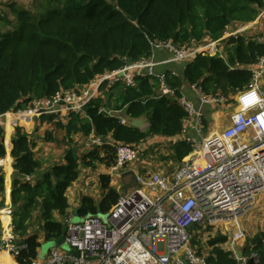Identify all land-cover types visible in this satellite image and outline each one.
I'll return each mask as SVG.
<instances>
[{
    "label": "trees",
    "instance_id": "1",
    "mask_svg": "<svg viewBox=\"0 0 264 264\" xmlns=\"http://www.w3.org/2000/svg\"><path fill=\"white\" fill-rule=\"evenodd\" d=\"M0 2L11 10L0 12V115L10 110L26 109L34 98H45L61 90L85 86L106 72L139 62L151 56V41L172 40L179 46L195 45L209 37L219 39L235 20L248 24L264 8V0H24ZM29 5V6H27ZM259 35L239 34L222 40L221 55H198L183 67L166 69L167 84L177 96L187 83L202 85L207 95L221 94L230 100L243 90L252 78V66L264 57V41ZM174 73H173V71ZM106 98H95L84 113L71 112L68 120H55L56 115L43 116L54 124L44 139L69 144L63 164H54L42 173L36 183L28 177L37 175L42 162L35 156L34 144L22 125L15 127L11 157L15 176L12 179L14 242L20 248L14 264H30L39 257L42 243L39 230L29 231L35 211L41 212L42 229L47 241L57 238L62 221L69 215L67 191L80 176V166L96 168L116 162V146L105 144L89 150L81 157L72 143L74 136L94 133L112 135L115 144L136 146L156 135L174 136L184 131L187 112L177 98L158 95L159 80L144 74L135 76V84L117 82L103 84ZM122 110L111 114L103 107ZM107 103V104H106ZM127 119L146 117L148 126L139 128ZM206 119H204V122ZM11 129V128H10ZM63 132L60 139L57 132ZM5 125L0 120V159L7 156L4 142ZM179 159L188 156L193 143L183 141L176 147ZM11 160V158H9ZM7 171H11L7 169ZM103 195L99 202L89 195L76 209L81 218L110 213L118 204L120 192L111 185L109 174L100 175ZM5 178L0 172V209L3 208ZM58 212L61 219L55 213ZM6 226L11 222L2 216ZM1 234V231H0ZM227 236L209 239L211 248L206 264H239L232 250L222 244ZM264 230L249 240L243 256L257 252L264 264ZM197 249V248H196Z\"/></svg>",
    "mask_w": 264,
    "mask_h": 264
},
{
    "label": "built area",
    "instance_id": "2",
    "mask_svg": "<svg viewBox=\"0 0 264 264\" xmlns=\"http://www.w3.org/2000/svg\"><path fill=\"white\" fill-rule=\"evenodd\" d=\"M254 28L264 35V8L255 22L232 24L216 40L207 37L198 44L185 46L172 40L151 41L152 52L147 59L106 72L85 86L34 98L26 109L0 115L4 125L11 128L43 115L68 119L71 112L85 113L86 107L101 95L103 84L112 87L120 81L134 85L135 76L144 74L159 80L158 95L177 98L187 112L184 124L191 125L199 135L197 140H188L193 143V150L173 174L161 171L136 174L139 187L120 197L113 210L106 213L107 220L94 215L73 221L69 215L65 219L67 247H52L42 262L36 259L30 264H184L183 257L189 264H206L205 256H200L192 244V227L236 218L264 192V86L261 83L264 57L252 67L248 85L236 94L228 124L210 133L204 129L201 110L184 92L177 96L176 89L167 84L166 74L156 68L160 64L192 62L198 55L222 56V40ZM262 35L256 39L264 41ZM161 50L170 57L158 60L157 52ZM120 72H124L122 77ZM189 86L196 90L203 104L217 108L229 106L227 97L207 95L202 85L196 83ZM103 110L108 111L104 107ZM85 145L91 149L101 146V136L94 133L86 136ZM115 146L116 162L111 170L122 173L139 154L132 145ZM5 162L6 158L0 159L1 169ZM243 237L242 231L234 233L229 239L230 246L233 248ZM14 240V225H11L0 234V264H9L4 260L7 254L14 264L16 253L22 248ZM235 254L238 257L237 251ZM259 259L257 252H251L239 260L254 264Z\"/></svg>",
    "mask_w": 264,
    "mask_h": 264
},
{
    "label": "crops",
    "instance_id": "3",
    "mask_svg": "<svg viewBox=\"0 0 264 264\" xmlns=\"http://www.w3.org/2000/svg\"><path fill=\"white\" fill-rule=\"evenodd\" d=\"M11 1L12 0H0V2H2V4L6 3V2H11ZM255 19L251 23L255 22ZM256 31L257 32H252V30H251L249 34H260L259 29L258 30L256 29ZM169 57H170V54L164 50L157 52V56H156V58L158 60H163V59H166ZM172 65H175V64L174 63L160 64L157 66L156 69L159 72L165 73L166 69ZM177 66L183 67V64H177ZM252 67H254V66H252ZM262 84L264 86V79H263ZM182 88H183V92L188 96V98L191 99L196 104V106L201 110L206 121L209 120L211 122L213 129L212 130L209 129V132H207V133L220 130L219 128H217V126L214 123V121L217 120L219 117V114H220L219 109L213 105L203 104L198 99V97L196 96V90L193 89L191 86H187V83L184 82L182 85ZM105 91H106L105 89L101 90V95L99 97L105 98L106 102H107ZM235 97H236V95L234 96V98ZM115 99H116V96H113L112 100H111L110 107L105 106L104 108H106L109 112H111V114H120L122 116L124 114L127 106H125L122 110L112 109L111 107L113 105H115ZM232 112L233 111H231L230 113H232ZM230 113H229V117H230ZM43 116L33 117L32 119H28V120H25L22 122V126L25 128L26 132L29 134V138H30L31 142L34 144V150L36 153L35 156L42 162V166H43L42 169L37 173V175H34L32 177H28V179H30L32 183H36L39 176L42 173H44L46 170L50 169L54 164H63L65 162L64 156H65L66 152L64 154H61V150H63L65 148L64 145H62V143H58L55 141L49 142V141H46L44 139V134H45L46 130H48V129L51 130V127H50L51 123L46 121V119L43 120ZM46 116H49V115H46ZM229 117L227 119V124L229 122ZM58 119H60L59 116H55V120H58ZM62 120H64L66 122L68 119H62ZM123 120H125L126 122L128 120L131 123L132 119L131 118L127 119V117L123 116ZM136 120H144L141 128H145L148 126V120L146 117L138 118ZM33 128L35 129V131ZM15 133H16L15 128L8 129V127L6 126L5 135H4V142H5V147L7 150V156L5 158H6V162H7L8 158H11V162H10L11 171H7V168H6L7 164L6 163L3 167V169L0 168V172L3 171V175L5 178V191H4V195H3V208L0 209V231L1 232L2 231L6 232L9 228V226L13 225V215L11 213V209H12L11 192H12V179H13V176H15V173H14V168L12 165L13 159L11 157V150H12L11 142L15 136ZM85 137L86 136H84V135L74 136V139L80 140V144L84 146V149H85L84 153L88 152L89 150H92V149H89L88 147H86ZM198 138H199L198 133L196 132V130L191 125H184V131L182 133L174 135V136L156 135L153 137H149L136 146V149L138 150V154H139L137 160L128 164L126 166V169L122 173H114V172H112L110 166H105L104 164L100 165L101 163L97 164V165H100L97 169H93V170H95L96 173L91 172V171H93L91 168L90 174H88L90 176L92 173V175L94 177L93 180H91V181H97V180L99 181L98 184L96 183L93 186H90L91 182L89 180H87L88 175H84L85 173H88V171L90 169L88 167L84 168L83 166H80L79 178L72 184V186L67 191V197H68L69 204H70L68 212L73 217L74 213L76 212V209L81 204L82 198L86 195L92 196L96 200V202H99L101 200L102 195H103V189H102L101 183H100V175L102 173L109 174V176L111 178V185L120 192L121 196H126V195L130 194L132 191H134L136 188L139 187V182L136 179V174H141V173H146V172L152 173L154 171H161V172H164L166 174H173L179 168L182 161L187 157V156H185V157H183V159H179L178 154H177V149H176L177 145L183 141H188V140L193 141V139L197 140ZM101 140H102L101 146H104L105 144L115 145V140L111 134L106 136V137H101ZM73 143H74V141H73ZM73 143H72V146H73ZM69 147L70 146H68V148ZM73 148L75 149L74 146H73ZM95 177H96V180H95ZM81 180H82V183H81ZM83 180L85 182H83ZM73 185H75L74 188H73ZM93 192H95V193H93ZM96 193L99 194L98 199H96L93 196V194H96ZM71 205L73 206V208L71 207ZM249 209L253 210L254 214L251 217V219L248 221L247 227L245 228L243 226L240 218L243 217L245 214H247L249 212ZM249 209L246 210L242 215H240L236 218H233L231 220H226L227 222H225V221L220 222V223H231L232 221H234V224L231 223L228 225L235 226L237 228V230L242 231L243 233L244 232L247 233V231H249L250 228L253 229V233L251 234V236L248 235V238H247L246 234L244 233V237L239 239L233 248L230 246L229 238L227 237V241H226V243H224L227 246L222 244L226 250H232L234 252L237 251L238 253H241L243 255V253H242L243 249L245 248V246L247 245L249 240L252 239L253 237L257 236L261 230H264V228L260 229V226H263V224H264V192L259 194L255 198L252 206ZM4 211H6L8 213V215H10V217H11V223H9L10 225L7 224L5 226L3 224L2 212H4ZM55 215L58 219H61V216L59 215L58 212H56ZM81 219H83V218H81ZM250 221H252V222H250ZM208 225H210V224H208ZM228 225L226 227H229ZM197 226H200V225H194L192 227V230L195 229ZM37 229L39 230L40 242L42 243L43 241H47L45 239V232L42 229L41 212L39 210L35 211V213H34V217L31 221V227H30L29 231L32 232L33 230H37ZM213 233H215V232H213ZM225 234L226 233L223 232L222 235H225ZM218 236H219V234H218ZM214 237H217V236H214ZM67 250H68V248H67ZM210 250H211V248H210ZM210 250H207L205 252L206 255L210 252ZM50 251H51V248L49 249L47 255L44 258H42L40 255V248H39V257L37 258V261L42 262L49 255ZM263 252H264V247H263ZM239 264H243L241 262V260H240ZM249 264H251V262Z\"/></svg>",
    "mask_w": 264,
    "mask_h": 264
},
{
    "label": "rangeland",
    "instance_id": "4",
    "mask_svg": "<svg viewBox=\"0 0 264 264\" xmlns=\"http://www.w3.org/2000/svg\"><path fill=\"white\" fill-rule=\"evenodd\" d=\"M13 1H15V0H13ZM16 1H18V3L19 4H26V3H21V2H25L24 0H16ZM6 3H9V2H6ZM27 6H29V5H27ZM30 7V6H29ZM0 12H7L12 18H13V15L11 14V10L10 9H8V7H6V6H2L1 8H0ZM250 23V22H249ZM234 24H236V25H241V24H245V23H242L240 20H235V22H234ZM250 31L251 30H245V31H243L242 33H244V34H249L250 33ZM252 32H257L256 31V29L254 28L253 30H252ZM254 35H259V36H261L260 34H254ZM262 37H264V35H262ZM263 79L264 78H262V80H261V83H263ZM234 96H235V94H233L232 95V97H230V100L228 101V103H229V106H224V107H218V109H219V117H218V119L217 120H215L214 121V123H215V125L217 126V128H219V129H222V128H224L226 125H227V119H228V117H229V113L231 112V111H233V107H232V105L234 104V102H235V100H234ZM100 98H102V97H100ZM21 122H23V121H21ZM21 122L18 124V125H21ZM3 123H4V121H3ZM203 125H204V129L207 131V132H209V129H213V127H212V124H211V122L209 121V120H207V121H205L204 123H203ZM6 124H5V130H6ZM51 129L53 130V132L56 130H54V124L53 123H51ZM11 127L9 126L8 127V129H10ZM12 129V128H11ZM34 129V128H33ZM32 129V130H33ZM34 131H35V129H34ZM43 132V131H42ZM64 133L63 132H61V131H59V132H57V136L60 138V139H62L63 138V135ZM58 143H60V142H58ZM62 145H64V149L63 150H61V154H64L65 152H66V150L68 149V146H69V144H67V143H62ZM73 146L75 147V149H76V153L81 157L82 156V154L84 153V151H85V149H84V146L83 145H81L80 144V140H78V139H74V143H73ZM87 147V146H86ZM89 149H91L90 147H88ZM138 151V150H137ZM100 165H102V164H100ZM100 165H97V167L96 168H94V169H97ZM85 168V167H84ZM104 168V167H103ZM90 170L88 171V173H85L84 175H88V174H90V171H91V168H89ZM93 170V169H92ZM91 172H94V173H96L95 172V170H93V171H91ZM95 176V175H94ZM88 177V179L87 180H89L90 182H91V184H90V186H93V185H95L96 183L98 184L99 183V181L97 180V181H91V180H93V175H92V173H91V175L89 176H87ZM98 178V177H97ZM128 179V178H127ZM95 180H96V177H95ZM83 182H85L84 180H83ZM81 183H82V180H81ZM75 187V185H73V188ZM99 191V190H98ZM93 193H95V192H93ZM93 196L96 198V199H98V197H99V194L98 193H96V194H93ZM71 207L73 208V206L71 205ZM248 212V211H247ZM246 212V213H247ZM5 213H7L6 211H4V212H2V215H4ZM253 210H250L249 209V212L247 213V214H245L243 217H241L240 218V220H241V222H242V224H243V226L246 228L247 227V223H248V221L251 219V217L253 216ZM80 219V217H78V216H73V221H77V220H79ZM229 220H231V219H229ZM225 222H227V221H225ZM250 222H252V221H250ZM249 222V223H250ZM231 223H233L234 224V221H232ZM231 223H216V224H210V225H208V223H205V224H198V225H200V226H197L195 229H193L192 230V232H193V240H192V244H193V246L195 247V249L197 248V250L198 249H202L203 250V252H206L207 250H210V247H209V244H208V241H209V239L210 238H212V237H214V236H218V234L219 235H222L223 234V232H225L226 234V236L230 239V238H232V236L234 235V233H236V232H238L239 230H237V228L235 227V226H233V225H228V224H231ZM229 226V227H226V226ZM263 226H264V224H263ZM263 226H260V229H263L264 227ZM236 229V230H235ZM213 232H215V233H213ZM245 234H246V236H247V238H248V235L249 236H251V234L253 233V229L252 228H250L249 229V231H247V233L246 232H244ZM245 236V237H246ZM52 240L51 241H43L42 242V245H41V247H40V255H41V257L42 258H44L46 255H47V253H48V251H49V249L52 247ZM224 245H226V244H224ZM227 246V245H226ZM67 247V244H65L64 246H63V248L65 249Z\"/></svg>",
    "mask_w": 264,
    "mask_h": 264
},
{
    "label": "water",
    "instance_id": "5",
    "mask_svg": "<svg viewBox=\"0 0 264 264\" xmlns=\"http://www.w3.org/2000/svg\"><path fill=\"white\" fill-rule=\"evenodd\" d=\"M123 75H124V72H120L119 76L122 77ZM143 122H144V120H136V119H132L131 120V124L134 125V126H136V127H139V128L142 127V123ZM74 215L75 216H78L76 212L74 213ZM99 215L104 220H107V214L100 213ZM79 220H77V221H79ZM67 229H68L67 221L63 220L62 221V231H61L60 235L57 238H55V239L52 240V242H51L52 243V247H63L66 244L65 241H66ZM49 241H51V240H49ZM241 257H242V254L241 253H238V257L237 258L240 259ZM182 261H183L184 264H189V261L187 260L186 257H183L182 258Z\"/></svg>",
    "mask_w": 264,
    "mask_h": 264
},
{
    "label": "bare ground",
    "instance_id": "6",
    "mask_svg": "<svg viewBox=\"0 0 264 264\" xmlns=\"http://www.w3.org/2000/svg\"><path fill=\"white\" fill-rule=\"evenodd\" d=\"M10 162H11V160L9 158L7 159V162H5L7 164L6 168L9 169V170H11ZM4 258H5L4 260H6L9 264H12L11 257L8 254Z\"/></svg>",
    "mask_w": 264,
    "mask_h": 264
}]
</instances>
